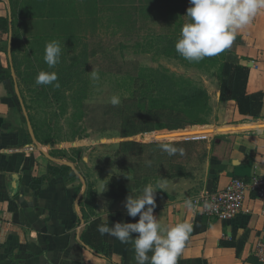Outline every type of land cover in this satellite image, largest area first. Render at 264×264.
<instances>
[{"label": "crops", "instance_id": "obj_1", "mask_svg": "<svg viewBox=\"0 0 264 264\" xmlns=\"http://www.w3.org/2000/svg\"><path fill=\"white\" fill-rule=\"evenodd\" d=\"M8 13V1L0 0V17ZM4 40L6 36L0 34V42ZM229 52L232 62L248 67L246 92L264 93V9L237 32ZM204 88L210 112L208 126H198V131L212 129L211 133L188 135L191 128L161 133L201 140L203 160L188 177L152 180L154 186L165 185L155 193L153 215L162 226L181 221L193 225L178 264H256L252 249L262 226L264 203L247 193L241 211L231 220L219 221L205 216L201 203L194 201L224 189L233 178L246 180L264 173V118L250 120L238 114L235 103L219 102L218 80ZM23 106L0 50V264H136L131 242L122 244L101 235L105 246L97 245L95 250L80 239L93 221L105 223L104 214L97 215L102 209L108 213L109 227L139 218L128 217L123 202L142 191L115 199L103 192L110 181L131 177L127 169L125 178L110 179L101 160L107 148L116 150L119 138L114 139V147H109L105 134L95 135L100 145L92 148L86 141L76 146L42 144L34 137ZM62 166L71 169L72 177L47 171ZM186 201L193 207H187Z\"/></svg>", "mask_w": 264, "mask_h": 264}, {"label": "rangeland", "instance_id": "obj_2", "mask_svg": "<svg viewBox=\"0 0 264 264\" xmlns=\"http://www.w3.org/2000/svg\"><path fill=\"white\" fill-rule=\"evenodd\" d=\"M12 1L14 6H18L22 1L21 9H26V13L30 8L39 10L43 5V0ZM82 1L56 0L55 4L62 7L69 16L68 25L49 20L25 22L26 29H23L20 41L15 42L13 46L0 42V50L7 51L3 52L6 55L7 67H14L7 69L8 74L14 80L18 96L24 105V112L30 117L35 137L40 143L76 146L86 141L87 146L92 148L100 145L95 135L105 134L106 139L111 142H108L109 147H114V139L119 138L118 132L99 130L109 125L106 124L108 114H103L108 106L112 105L111 97H119L120 103L116 105L119 106L122 99L129 97L133 91V80L122 74L130 61L142 69V74L147 80L162 75L168 77L175 86L173 90L166 91L167 96L161 95L158 98L165 100L164 103L169 105H180L178 87L186 90L205 89V86L216 84L220 61L222 56L228 58L229 48L199 62H189L175 50L180 29L187 22L185 14L186 9L191 6L189 0L184 1V12L178 16L181 18L180 27H177L179 18L169 14L167 7L150 8L147 13L145 7L143 9L140 5L118 8L102 4L99 19L92 25ZM52 2L46 0V11ZM119 15L121 20L118 19ZM63 34L70 35L68 38H71V41L65 42ZM160 36H165L166 39H159ZM53 40L60 43L61 56L60 62L49 68L43 60V55L46 43ZM171 47L175 53L166 56L165 49ZM71 62L77 63L72 72L68 69ZM132 68L134 69V66ZM41 71L55 72L59 84L63 83L59 88L52 85H36L37 74ZM62 73L65 74L64 79L60 78ZM93 73H97L99 79H93ZM206 126L208 125L203 127ZM193 128L198 127L191 129ZM162 132L167 131L140 134L131 140L151 143L154 136H157L168 141L156 142L173 141L172 136L168 137L161 134ZM120 140L119 138V142ZM76 149L71 150L74 151V157L78 156ZM105 152L106 155H101V160L106 168V176L110 179L125 178L128 170L114 156L115 151L107 148ZM197 166L196 162H193L191 169H196ZM152 180L150 179L148 184Z\"/></svg>", "mask_w": 264, "mask_h": 264}, {"label": "trees", "instance_id": "obj_3", "mask_svg": "<svg viewBox=\"0 0 264 264\" xmlns=\"http://www.w3.org/2000/svg\"><path fill=\"white\" fill-rule=\"evenodd\" d=\"M7 1L9 3V13L6 16L0 17V34L6 36L7 40L3 42H5L7 46L8 40L11 46H13L15 42L20 41L23 29H26L25 22L30 23L39 20H49L62 25L69 24V16L66 15L62 7L55 4L56 0H53V2L51 0V6L47 11L46 0H43V5L39 10L30 8L27 13L26 9H21L22 1L18 6H14L12 0ZM83 1L86 6V14L92 22V25H95L99 19L98 16L101 4L117 6L118 8H129V6L137 7L140 5L143 9L145 7L144 10L147 13L150 8L167 7V12L169 14L171 13L172 15H176V17H180L183 14L182 12H184L183 3L185 0ZM118 19L121 20L122 17L119 15ZM118 26H120V24H118ZM178 26H181V18L178 19L177 27ZM62 36H65V42L71 41V38H68L70 35L63 34ZM159 39L165 40L166 37L160 36ZM1 52L7 51L2 49ZM174 53L173 47L165 49L166 56L173 55ZM227 56L228 58L222 56L218 68L219 102L235 103L238 114L250 120L264 118L262 115L264 93L260 91L248 94L246 92L248 67L240 63L232 62L230 60V52H227ZM126 65L127 67L122 71V74L133 80V91L129 97L122 99L119 106H108V109L103 115L108 114L106 124L109 125L99 130L100 132L109 130H116L118 132V137L121 140L117 144L114 156L118 158L131 173L130 178L112 180L105 186L103 190L104 194L114 199L125 197L132 192H141L150 179L190 176L193 170V168L191 169L192 163L196 162L198 165L203 160L202 149L204 144L201 140L184 139L170 142L141 143L133 141L131 138L140 134H148L161 130L175 132L187 128L205 126L207 125L206 119L210 112L209 97L205 89L190 88L186 90L177 86L179 88L178 95L180 96V105H169L164 103L165 100L158 98L161 95L164 97L167 96L168 94H166V91L173 90L175 86L168 80L167 76H156L147 80L146 76L142 74V69L139 68L135 62L130 61ZM76 66L77 63L71 62L68 65L69 71L72 72L75 70ZM132 66H134V69ZM13 68V65L7 67L9 70ZM60 78L64 79L65 74L62 73ZM26 118L35 137L34 127L31 124L30 117L26 116ZM187 131L188 135H195L197 134L198 128ZM166 136L171 137L172 135L166 134ZM163 144H170L177 148H182L183 154L177 152L174 155H168L162 149ZM47 171L61 178L65 176L72 177V172L68 173L71 169L67 166L59 168L49 167ZM100 225L103 224L99 220L93 221L90 223L88 229L80 236L84 244L95 250H97V245L101 247L105 246L101 234L97 230Z\"/></svg>", "mask_w": 264, "mask_h": 264}, {"label": "clouds", "instance_id": "obj_4", "mask_svg": "<svg viewBox=\"0 0 264 264\" xmlns=\"http://www.w3.org/2000/svg\"><path fill=\"white\" fill-rule=\"evenodd\" d=\"M189 4L191 6L185 14L187 22L182 25L179 39L175 43L176 52L189 62H199L229 48L237 32L250 25L264 9V0H189ZM60 56L61 46L58 41L46 43L43 60L49 68L60 62ZM92 78L99 79V76L93 73ZM35 83L38 86L60 87L55 72H39ZM110 103L118 105L119 97L113 95ZM162 149L168 155L177 152L183 154L182 148L170 144H163ZM158 188L163 191L165 185L148 184L140 195L126 197L123 207L128 217H139L135 223L117 222L109 227L107 211L102 209L97 213L104 214L105 219V223L98 226V232L102 236L114 237L122 244L131 242L136 264H178V258L192 232L193 225L189 222L181 221L167 227L162 226L153 215ZM186 205L193 207L191 201H186ZM133 234H136L134 238Z\"/></svg>", "mask_w": 264, "mask_h": 264}, {"label": "built area", "instance_id": "obj_5", "mask_svg": "<svg viewBox=\"0 0 264 264\" xmlns=\"http://www.w3.org/2000/svg\"><path fill=\"white\" fill-rule=\"evenodd\" d=\"M28 149L32 150V148ZM247 193H252L264 203V173L246 180L233 178L224 189L202 199H195L194 204L201 203L202 213L205 216L227 221L233 219L241 211ZM1 224L0 219V227ZM252 256L256 264H264V213L259 237L253 245Z\"/></svg>", "mask_w": 264, "mask_h": 264}, {"label": "water", "instance_id": "obj_6", "mask_svg": "<svg viewBox=\"0 0 264 264\" xmlns=\"http://www.w3.org/2000/svg\"><path fill=\"white\" fill-rule=\"evenodd\" d=\"M28 125L30 126V124H29V122H28ZM211 129H208V130H201V131H198L197 132V134L199 133V134H201V137L202 136H205V134H209V133H211ZM175 132H179V131H175ZM167 133H173V132H167ZM170 135H172V134H170ZM179 138H181V139H188V138H184L181 134L180 135H177V136H173L172 137V140L173 141H175V139H177V140H179ZM168 141V139H164V138H157V136H154V138L151 140V142H156V141Z\"/></svg>", "mask_w": 264, "mask_h": 264}, {"label": "bare ground", "instance_id": "obj_7", "mask_svg": "<svg viewBox=\"0 0 264 264\" xmlns=\"http://www.w3.org/2000/svg\"><path fill=\"white\" fill-rule=\"evenodd\" d=\"M211 130H212V129H211ZM216 131L218 132V130H216ZM177 135H178V133H175L174 135L172 134V137H173V136H177Z\"/></svg>", "mask_w": 264, "mask_h": 264}]
</instances>
